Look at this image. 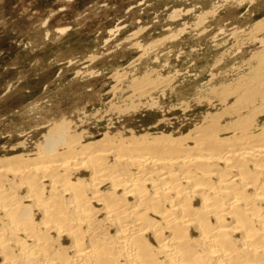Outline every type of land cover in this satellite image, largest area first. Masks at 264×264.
Segmentation results:
<instances>
[{"label":"bare ground","instance_id":"bare-ground-1","mask_svg":"<svg viewBox=\"0 0 264 264\" xmlns=\"http://www.w3.org/2000/svg\"><path fill=\"white\" fill-rule=\"evenodd\" d=\"M250 68L187 133L64 120L1 158L0 264H264V59Z\"/></svg>","mask_w":264,"mask_h":264},{"label":"rangeland","instance_id":"rangeland-1","mask_svg":"<svg viewBox=\"0 0 264 264\" xmlns=\"http://www.w3.org/2000/svg\"><path fill=\"white\" fill-rule=\"evenodd\" d=\"M263 49L264 0H0V159L64 120L99 138L187 133Z\"/></svg>","mask_w":264,"mask_h":264}]
</instances>
